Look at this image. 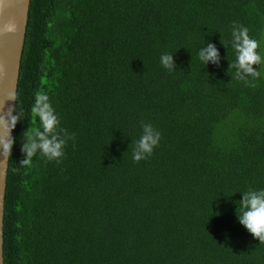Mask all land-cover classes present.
I'll return each instance as SVG.
<instances>
[{
    "label": "trees",
    "instance_id": "1",
    "mask_svg": "<svg viewBox=\"0 0 264 264\" xmlns=\"http://www.w3.org/2000/svg\"><path fill=\"white\" fill-rule=\"evenodd\" d=\"M233 22L264 57V0H30L4 264H264L236 211L264 189V66L234 78ZM209 43L219 62L205 67ZM37 92L75 139L59 163L38 150L21 165ZM142 123L161 140L135 162Z\"/></svg>",
    "mask_w": 264,
    "mask_h": 264
},
{
    "label": "clouds",
    "instance_id": "2",
    "mask_svg": "<svg viewBox=\"0 0 264 264\" xmlns=\"http://www.w3.org/2000/svg\"><path fill=\"white\" fill-rule=\"evenodd\" d=\"M13 30L14 25L11 23L5 24L2 29L5 32ZM231 36V45L235 50L236 60L235 63L229 65V68L235 69L234 78L245 82H248L247 78L249 76L253 79L259 78L260 71L253 67L254 65L264 66V57L257 51L260 47L259 42L250 37L247 27L238 25L236 22H233ZM198 56L205 67L209 62L218 65L219 53L216 46L212 43L202 47ZM160 62L169 72L174 71L176 68L173 54H162ZM9 101L16 103L7 107L5 111ZM17 109V96L15 93H9L3 101H0V147H2L0 156L3 158H9L12 155V148L15 143L12 133L22 115V111L18 113ZM31 115L33 119L39 121V127L28 128L23 133L24 139L21 151L25 154V159L20 164H30L32 158L37 155L38 150L40 155L46 157L49 161L61 162L65 155L64 148L67 140H74L75 134H72L67 139L60 137L57 130H66L60 128V120L56 115L55 109L52 107L48 95L43 92L35 94ZM41 128L43 129L42 131L40 130ZM141 128L142 133L136 142L133 152L135 162L151 157L161 140V133L153 125L142 123ZM236 211L239 223L247 229L254 239L264 243V189L256 190L250 187L247 191L242 192V199L239 201Z\"/></svg>",
    "mask_w": 264,
    "mask_h": 264
},
{
    "label": "water",
    "instance_id": "3",
    "mask_svg": "<svg viewBox=\"0 0 264 264\" xmlns=\"http://www.w3.org/2000/svg\"><path fill=\"white\" fill-rule=\"evenodd\" d=\"M29 5L30 0H0V101L9 93L16 94ZM8 23L14 25V30L2 31L3 26ZM14 103L9 101L5 111ZM8 160L9 158L0 156V264H4L3 215Z\"/></svg>",
    "mask_w": 264,
    "mask_h": 264
}]
</instances>
